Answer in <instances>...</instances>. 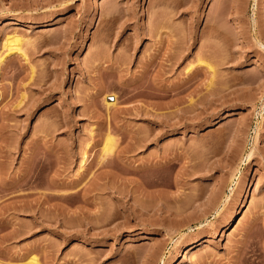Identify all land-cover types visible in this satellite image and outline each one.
Segmentation results:
<instances>
[{
    "label": "rangeland",
    "instance_id": "obj_1",
    "mask_svg": "<svg viewBox=\"0 0 264 264\" xmlns=\"http://www.w3.org/2000/svg\"><path fill=\"white\" fill-rule=\"evenodd\" d=\"M259 29L264 0H0V264H264Z\"/></svg>",
    "mask_w": 264,
    "mask_h": 264
},
{
    "label": "bare ground",
    "instance_id": "obj_2",
    "mask_svg": "<svg viewBox=\"0 0 264 264\" xmlns=\"http://www.w3.org/2000/svg\"><path fill=\"white\" fill-rule=\"evenodd\" d=\"M254 21H256V20H254ZM257 33H258V41H259V43H260V45H263L264 46V40L262 39L263 38V36H264V30H262V29H259L258 31H257ZM213 35H215V34H213ZM8 47H10V49H9V51L10 52H12V51H21V52H24L23 51V47H22V45H21V43H22V39H21V36H19V34H16V33H14L13 35H11V36H9L8 38ZM196 40V39H195ZM2 60H3V58H0V63L2 62ZM200 63H202V62H200ZM206 64V63H205ZM192 66V65H191ZM207 66H208V68H210L212 71H213V73L215 72L214 70H213V66L211 65V64H207ZM192 70V67H189L188 68V71L190 72ZM188 72V73H189ZM213 73H212V75H213ZM213 77V76H212ZM210 84H211V82H210ZM109 97V96H108ZM113 99L115 100V97H113ZM109 101V100H108ZM111 101V100H110ZM109 101V104L110 103H113L114 104V101L112 102H110ZM110 138V137H109ZM112 138H110L109 139V144H107L106 145V147H104L105 148V152H106V154L107 153H110V152H112L113 151V148H114V142L111 140ZM84 153H83V158H82V161H81V166L80 167H83L85 164H86V162H87V160H88V158H89V155H86V151H83ZM249 157H251V153H248L247 155H246V158H249ZM243 160V159H242ZM182 210V209H181ZM202 215V214H201ZM185 220V219H184ZM190 220V219H189ZM228 221H227V223H230L231 221H233L234 220V217L232 216L231 218H229V219H227ZM191 221V220H190ZM202 223V217H199L198 218V222L196 223V224H201ZM179 224H181V223H179ZM183 226H185V227H187V228H190V223H188L187 221L185 222L184 221V223L182 224ZM199 226V225H198ZM182 226L180 225V228H181ZM184 229V228H183ZM248 245V244H247ZM245 247H248V246H245ZM249 248V247H248ZM187 251L185 252V255L187 256V257H189L188 255H190V252H191V248H190V246H187ZM252 249V248H251ZM251 249H248V250H251ZM159 250V249H158ZM242 250H244V248L242 249ZM254 250V249H253ZM245 251V253H247V251L246 250H244ZM244 251H242L243 252V255H245L244 254ZM253 252V251H252ZM255 253V252H254ZM257 253V252H256ZM247 254H250V253H247ZM250 255H252V254H250ZM254 255L255 254H253V258L252 257H250L249 255H245V260L247 259L248 261L250 260V261H252L253 262V264H254V261L255 260H253V259H255L256 257H258L257 255H256V257L254 258ZM241 256H242V254H241ZM260 256V255H259ZM32 258V257H31ZM242 262L244 263L245 261H243L244 260V256H242ZM252 258V259H251ZM259 258V257H258ZM257 259V258H256ZM261 260H262V258H260ZM241 260V259H240ZM261 260H259V262H261ZM252 262H248V264H251ZM256 262V261H255ZM262 262H263V260H262ZM28 264H39V262L37 261V259L36 258H32L31 260H30V262H27Z\"/></svg>",
    "mask_w": 264,
    "mask_h": 264
}]
</instances>
